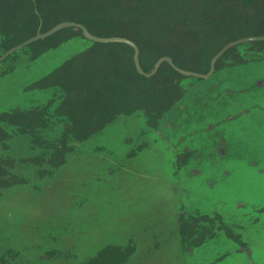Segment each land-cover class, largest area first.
I'll list each match as a JSON object with an SVG mask.
<instances>
[{"label": "rangeland", "instance_id": "374dc122", "mask_svg": "<svg viewBox=\"0 0 264 264\" xmlns=\"http://www.w3.org/2000/svg\"><path fill=\"white\" fill-rule=\"evenodd\" d=\"M75 45L0 72V113L14 103L45 106L47 92H34L31 105L22 99L27 94L10 97L8 92L30 84ZM240 55L242 62L231 61V67L207 78L181 81L180 99L144 132L146 148L132 159L125 158L129 147L123 141L127 136L140 141V115L142 122L119 116L86 141H70L71 152L53 173L43 164L42 150L26 136L12 134L6 156L14 162L15 177L24 170L30 182L0 197V233L6 242L13 250L22 247L28 264H84L98 248L112 244L133 249L124 264H264V215L254 225L240 221L264 198V54ZM47 125L46 137L54 139L60 127ZM208 133L217 141L202 148ZM226 146L232 148L224 154L226 162L214 159V152ZM254 161L263 169L250 164ZM41 170L49 174L38 179ZM179 207L186 214L215 211L226 226L241 228V240L250 243L248 258L222 235L182 258L175 256L167 230L175 227ZM46 252L52 253L50 260L41 259Z\"/></svg>", "mask_w": 264, "mask_h": 264}, {"label": "trees", "instance_id": "16d2710c", "mask_svg": "<svg viewBox=\"0 0 264 264\" xmlns=\"http://www.w3.org/2000/svg\"><path fill=\"white\" fill-rule=\"evenodd\" d=\"M11 8L18 12L15 17L32 28L42 24L46 29L60 21H71L94 37L128 39L136 46L138 66L146 74L157 59H170V63H160L148 78L135 71L133 51L124 43L91 42L68 61L64 66L70 67V81L86 83L89 95L90 91L101 95V104L92 109L87 106V111L102 115L103 121L88 122V128L109 122L114 113L122 115L142 108L156 127L155 122L179 100H175L177 85L184 76L174 68L205 74L210 58L223 45L241 37L264 35V0H0V14ZM45 19L50 20L47 26ZM5 21L6 25L0 21L2 31L12 25ZM76 32L81 33L79 29ZM257 43L264 45V41ZM235 48H228L221 56ZM51 80L60 85L64 78ZM115 91L118 99L113 106ZM130 252V248L104 246L84 264H123Z\"/></svg>", "mask_w": 264, "mask_h": 264}, {"label": "flooded vegetation", "instance_id": "af4514ba", "mask_svg": "<svg viewBox=\"0 0 264 264\" xmlns=\"http://www.w3.org/2000/svg\"><path fill=\"white\" fill-rule=\"evenodd\" d=\"M14 10H15L14 8H11L10 11H7L5 13L2 12L0 14V21H2L4 25L6 24L3 21H5V18L7 17L9 18L5 22L12 24L10 26V30L2 31L3 24L0 22V72L8 71V70L13 71L12 69L15 67L17 61L23 60L24 61L23 64L25 66H29V63L34 62L40 56H43L46 52L53 53L55 50L61 48L63 45L65 46L73 43H75L76 45L73 47V52H69L66 56L64 55V58L61 59L60 62L57 63V65L49 66L47 69H45L44 72H41L40 74L35 76L33 78L34 80L28 78V80H32L30 84H28L27 86L22 85L8 92L10 97H14V95L17 94L19 96L27 94L26 98L22 97V99L26 100V104L27 103L30 104L31 97L34 95V92L38 94H40L41 92H47L48 100L46 101L45 106H43L40 109L37 106L29 107V105L23 106L22 104L14 103L10 106H5L4 111L0 113V197L2 194L6 192L8 194L9 191L18 187H23L30 182L29 181L30 179L27 180L29 178V175L27 174L26 171L23 170L22 172H18V174L20 175L19 178H16L14 173L12 172L13 169H15L14 162L12 158L6 156L8 154L7 152L9 151L7 146L8 140H10L12 134L26 136L30 141V143L32 144V146L42 150L44 152V154H42L44 159L42 160L45 161L43 164H45L46 166H48V168H50L48 169L49 172L51 171L53 173V171H55L64 164L67 155L69 154V152H71L69 148L70 141H74L76 143H78L79 141L84 142L87 139L93 137L96 134V132L101 130L102 126L104 127V124L108 122L106 121L105 123H102L101 126H99V124H95L89 128L87 127L88 122L93 121L95 123L98 121L99 122L103 121L102 115L94 116L87 111V106H90L92 109L93 106L95 107L101 104V99H100L101 95L97 94V92L95 91H90V95H89L87 92L86 83H81V82L72 83L70 81L71 79L70 75L68 74L69 73L68 70H70V67L64 65L68 61H70L73 57L81 54V52L85 50L86 47H88V45L89 46L91 45V42L124 43L128 45L129 47H131L133 51L132 54L133 67H134L133 58L136 57V62H137V55H138L136 46L128 39L122 37H109V38L94 37L90 35L82 27V25L71 21H60L56 24L51 25L49 28L46 29H42L44 27V25L42 24H39L37 27L32 28V25L28 24L24 19L15 17V15H17L18 12ZM49 22H50L49 19H45V26H47ZM61 23H69L70 25L59 28L54 32L48 34L49 31H51L55 26ZM69 27L75 29V32H66V31L62 32L63 29ZM76 29H79L81 33H77ZM32 31L33 33L30 34ZM85 33L92 38L115 40V41L97 42V41L89 40L86 37ZM262 37H264V35L248 36V37L246 36L228 42L227 44L237 41H244L234 45L236 46L235 49L221 56L227 50L226 49L214 61L212 70L210 71V75L213 74L215 71L218 72L220 70H224L231 67V64L229 65V63H232L231 61H235L238 63L242 62L243 56L240 55L241 53L244 54L245 52H247L253 54H257V53L264 54V45L257 43L264 40H255L256 38H262ZM244 39H250V40H244ZM116 40H120V41H116ZM227 44L223 45L210 58V60ZM242 47H244L243 49H245L244 50L245 52L242 51L243 49L241 50ZM162 58H167L168 61L166 62L170 63V59L168 57H161L159 59ZM159 59H157V61ZM164 61L165 60H163L162 62ZM225 62H227L228 65H225ZM174 69L177 72H179V74L191 73V74L203 75L189 71H183L177 68ZM208 71H209V64H208V69L205 73H207ZM58 72H61V74ZM140 72L141 74L139 73L138 74L143 75L146 78H148L151 75L150 74L151 71L148 74L143 73L141 70ZM27 73H29V71ZM9 74L10 73H8V75ZM183 76L184 78L180 79V81L178 82L177 85L178 92L176 94L177 96L175 100L176 99L178 100V98H180L181 96V88H180L181 81H183L185 78L188 77L194 78L193 76L190 75L189 76L183 75ZM62 77L64 78V81L60 85L57 84L58 82L51 80ZM82 77L86 78V75H82ZM2 80L3 79L0 78V81ZM113 96H114L113 106H116L118 99L117 91L113 93ZM17 99L19 98H15L13 100L17 101ZM51 106H53L54 108L52 109V112L49 114L48 110L49 107ZM12 110L15 111L12 112ZM98 113H101V111L97 112L96 115ZM113 115L114 117L110 119L109 122H112L114 119H116L119 116L128 117L133 115L132 118L138 117L140 122H142V118H143V122H144L143 130L138 135L140 141L138 139L135 141L129 138L128 136L123 141V145H126V148L129 147V151L125 155V158L132 159L134 156H136L146 148L147 143L144 140L145 137L144 132L145 131L150 132L151 129L155 128V126L151 125L150 119L145 115L143 108L140 110L138 109L136 111L132 110L129 113L127 112V114L125 113L122 115H117L116 113H114ZM47 124H49L50 127H54L56 124H58L60 127V132L54 139L46 137L45 130L48 126ZM46 138L52 140H46ZM177 140H179V138ZM186 141L189 144L193 142L191 139H187ZM216 141L217 140L215 139L213 134L208 133L207 141L205 143L206 145L204 144L202 148H205L208 145V143L215 145ZM194 147L198 148L196 146ZM208 147L209 146H207L206 148ZM229 149L232 148H228L227 146L224 149L220 148L214 152V156L217 155V159L224 161L225 160L224 154L227 153ZM181 159H184V156H180V160ZM214 159H216V156L214 157ZM224 162H226V160ZM256 162L257 161L250 162V164L254 165ZM256 165L258 166L256 167L257 170L263 169V165H260V163H256ZM219 167L223 169L222 168L223 165L220 164ZM180 168L189 169L188 167H184V166ZM49 172L44 173L43 170L38 171L37 178L42 179L41 177L46 174H49ZM262 172L263 170H261L257 174H261ZM190 173L197 174V171L191 170ZM223 173L225 176H227V172H223ZM245 206L246 205H242V207ZM232 210L235 213L239 214V212L236 211L235 209ZM185 212L181 211L179 207L175 221V227L172 230H167L169 231V237L167 238V240L173 241L176 247L175 256H177V254L180 253L182 258L185 254L191 253L192 250L202 245H206L208 242H211L215 240L217 237H219V235H222L226 243L232 245L233 247L236 246L237 249L235 250H237L238 253L245 255V258H248L246 254H248L247 247L250 246V243L248 242L249 240L247 238L241 240L240 237V234L242 232L241 228H231L229 226H226L225 223L221 220V218L218 216V214L215 211H208L202 214L199 213L198 211H196L193 214H189V212L188 214H186ZM263 215H264V198L263 199L261 198L260 202L257 203L255 207H253L252 211L248 215L246 216L244 214L240 215L244 217L240 221L243 223V226L254 225L258 222L260 216ZM238 238L239 240H237ZM6 240H7V236H5L3 233L2 234L0 233V264H28L27 263L28 260L25 261V257L22 254L23 248L22 247L15 248L13 250L12 248L14 246L11 244V242H6ZM6 244L10 245L9 248H6ZM126 248H129V246H127ZM132 251L133 249H131V252ZM131 252L129 253V256ZM36 256L32 257L33 261L40 260ZM51 256L52 253L46 252L41 255V259L50 260ZM222 257L223 256L219 258H215L213 260L215 262H218L222 259ZM208 264H212V263H208Z\"/></svg>", "mask_w": 264, "mask_h": 264}, {"label": "water", "instance_id": "95a60500", "mask_svg": "<svg viewBox=\"0 0 264 264\" xmlns=\"http://www.w3.org/2000/svg\"><path fill=\"white\" fill-rule=\"evenodd\" d=\"M68 25H70L69 23H61V24H58L57 26H55L51 31H49L48 32V34L49 33H51V32H54L55 30H57V29H59V28H62V27H66V26H68ZM85 35H86V37L89 39V40H93V41H97V42H108V41H115V40H104V39H97V38H92V37H90L89 35H87L86 33H85ZM244 40H250V39H244ZM255 40H264V37H262V38H256ZM116 41H120V40H116ZM241 42H244V41H237V42H232V43H229V44H227L226 46H224L211 60H210V63H209V71L207 72V73H205V74H203V75H197V74H191V73H182L183 75H185V76H193L194 78L196 77V78H207L209 75H210V71L212 70V66H213V63H214V61L226 50V49H228V48H230V47H232V46H234V45H236V44H238V43H241ZM163 60H165V61H168V59L167 58H162V59H159L156 63H155V65H154V67H153V69H152V71H151V73L150 74H153L154 73V71L156 70V68H157V66L160 64V62H162ZM133 61H134V67H135V69H136V72L137 73H139V74H141V72H140V70H139V68H138V65H137V62H136V57H134L133 58ZM180 99V98H179ZM178 107H181V105L179 104L178 105ZM164 116V115H163ZM162 116V117H163ZM162 120V119H161ZM192 165V163H190L189 164V166H191ZM115 244H112L111 246H114ZM101 248H103V247H101ZM101 248H98L97 250H100Z\"/></svg>", "mask_w": 264, "mask_h": 264}]
</instances>
